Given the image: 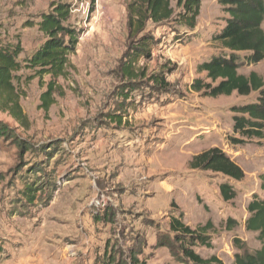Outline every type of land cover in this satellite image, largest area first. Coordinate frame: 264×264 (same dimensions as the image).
<instances>
[{
    "label": "rangeland",
    "instance_id": "obj_1",
    "mask_svg": "<svg viewBox=\"0 0 264 264\" xmlns=\"http://www.w3.org/2000/svg\"><path fill=\"white\" fill-rule=\"evenodd\" d=\"M58 1L70 6L69 22L81 35L51 106L41 108L49 78L25 68L14 80L24 124L2 110L0 97V124L10 130L0 138V264H103L108 256L131 264L130 255L182 264L157 246L179 216L191 230L206 229L207 245L191 247L203 259L233 264L236 254L257 251V233L245 222L248 204L264 200V139L233 135L230 109L256 102L258 93L213 99L190 89L205 79L197 66L223 52L211 40L228 18L218 0H201L192 31L172 22L149 26L152 57L139 61L132 78L121 71L128 45L123 0H96L92 9L88 0H0V47H19L22 64L44 42L39 15ZM244 57L238 73L264 81V60L249 65ZM157 76L165 86L152 80ZM212 148L242 169L241 181L190 168ZM226 182L235 191L228 202L219 193ZM25 187L37 189L32 203Z\"/></svg>",
    "mask_w": 264,
    "mask_h": 264
},
{
    "label": "trees",
    "instance_id": "obj_2",
    "mask_svg": "<svg viewBox=\"0 0 264 264\" xmlns=\"http://www.w3.org/2000/svg\"><path fill=\"white\" fill-rule=\"evenodd\" d=\"M126 11L127 47L122 54V74L132 78L136 74V65L140 60L149 61L156 39L150 34L149 26L172 22L186 31L194 30L200 14L201 0H123ZM90 8L96 0H88ZM222 11L228 15L225 26L212 37V43L218 44L223 51L208 61L199 64L197 73L205 74V79H195L190 85L191 91L207 98L229 97L236 94L247 97L258 93L256 102L232 107V132L241 139H264V81L255 73L247 76L239 74V54H245L249 65L264 60V0H218ZM71 9L62 1L52 2L46 13L39 15L36 23L44 35L40 48L21 64L17 58L21 53L16 49L0 47V97L2 110L8 112L20 124L25 116L15 98V74L23 68L31 70L33 76L42 79L48 77L46 91L41 95V108L45 111L52 104L56 81L65 76L70 66V56L75 52L80 31L70 24ZM157 84L165 86L163 77H153ZM10 130L0 124V138H10ZM234 145L239 139L231 137ZM24 152L28 147L20 142ZM191 169H201L220 174L227 180L241 181L244 172L220 149L212 148L192 158ZM33 173V170H30ZM260 190L264 192V173L260 175ZM224 202L235 197V191L229 183L219 186ZM37 189L25 187L24 199L32 203L36 199ZM249 217L245 230L257 233L260 248L254 253H242L234 256L233 264H264V200L254 199L247 206ZM179 218H171L167 234L157 238V246L169 250L170 256L182 264H222L216 257L203 259L191 247L194 244L207 245L202 235L205 228L191 230ZM228 223L231 221L228 220ZM237 242V241H236ZM131 264H146L130 255ZM103 264H114V257L108 256Z\"/></svg>",
    "mask_w": 264,
    "mask_h": 264
}]
</instances>
